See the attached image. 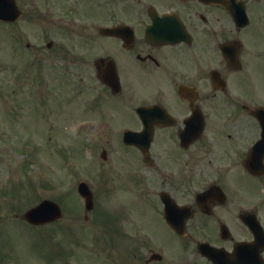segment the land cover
Listing matches in <instances>:
<instances>
[{"label": "flooded vegetation", "instance_id": "obj_1", "mask_svg": "<svg viewBox=\"0 0 264 264\" xmlns=\"http://www.w3.org/2000/svg\"><path fill=\"white\" fill-rule=\"evenodd\" d=\"M53 1L61 16L71 17L62 10L67 0ZM78 1L86 4L84 10L96 5L99 15L73 14L88 25L55 27L47 47L70 58L99 55L86 65L87 105L105 106L108 115L99 111L89 129L103 121L112 125L115 107L126 118L112 126L109 137L90 139L99 141L102 163L111 167L102 176L118 183L146 179L144 198L156 229H165V235L124 240L131 250L124 248L118 264H212L200 254V243L231 255L243 244L239 264H247V243L254 236L240 215L254 213L264 228V0ZM92 20L117 33L94 31ZM109 74L118 79L115 90L103 82ZM138 86L145 97L134 94ZM145 108L150 109L146 150L126 145L119 134L143 132L139 110ZM169 198L174 221L189 216L185 236L165 220ZM107 224L126 230L124 239L139 229L137 219L123 212ZM261 255L264 259V249Z\"/></svg>", "mask_w": 264, "mask_h": 264}, {"label": "rangeland", "instance_id": "obj_2", "mask_svg": "<svg viewBox=\"0 0 264 264\" xmlns=\"http://www.w3.org/2000/svg\"><path fill=\"white\" fill-rule=\"evenodd\" d=\"M18 2L24 10L23 18L15 26L0 22L1 264H117V257L125 252V247L131 250V244L113 243V236L108 233L110 229L96 218L102 219L100 215H107L118 204L122 208L135 206L127 192L136 198L140 193L147 197L148 186L141 182L137 188L128 182L123 183V191L114 189V184H107L113 189L103 186L102 197V181L97 180L111 167L102 163L99 141L85 149L90 133L77 131L79 124L85 125V120L95 123L93 120L98 118L99 111L108 115L105 106L97 109L86 104V65L99 55L88 57L81 53L70 58L60 50H48L46 44L54 40L53 34L58 31L47 16L49 3L47 0ZM85 5L77 11L62 10L83 17L99 15L96 5L84 10ZM35 7L42 8L45 17H41ZM26 43L33 44V52L22 47ZM134 94L146 96L140 86ZM115 108L117 119L113 123L123 124L124 112ZM112 126L101 127L102 133L93 132L92 138L105 133L109 137ZM83 130L86 131L85 127ZM117 147L122 155L127 154L125 146ZM79 180L95 182L97 208L91 212L90 218H93L89 224L85 223L84 202L77 193ZM46 198H54L67 206L63 224L40 227L27 224L21 217L23 210ZM11 207L19 211V215L10 211ZM146 219L152 227V236L165 235V229L164 232L156 229L155 216L150 210ZM144 222L138 218V224L144 228L139 233L142 236L148 232ZM64 255H69V259Z\"/></svg>", "mask_w": 264, "mask_h": 264}, {"label": "water", "instance_id": "obj_3", "mask_svg": "<svg viewBox=\"0 0 264 264\" xmlns=\"http://www.w3.org/2000/svg\"><path fill=\"white\" fill-rule=\"evenodd\" d=\"M15 14L18 15L19 13L17 12V8H16V6L12 0H0V18L1 19L13 20L12 15H15ZM81 192L88 200H90L91 195L87 191L85 186H83L81 188ZM51 205L52 204L50 202L43 203L37 209H34V210L28 212L26 214L27 219L30 222L38 223L39 221H41L42 217H46V215H44L45 209H47L48 206H51ZM89 207H90V205H89Z\"/></svg>", "mask_w": 264, "mask_h": 264}]
</instances>
